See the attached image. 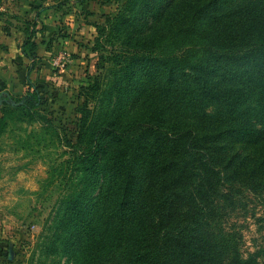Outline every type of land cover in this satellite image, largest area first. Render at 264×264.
I'll return each mask as SVG.
<instances>
[{"label": "trees", "instance_id": "16d2710c", "mask_svg": "<svg viewBox=\"0 0 264 264\" xmlns=\"http://www.w3.org/2000/svg\"><path fill=\"white\" fill-rule=\"evenodd\" d=\"M172 11L149 34H128L124 49L100 56L97 73L86 74L88 85L80 90L79 135L105 75L102 61L117 66L106 71L121 77L126 96L132 94L128 102L157 91L169 99L163 106L138 105L132 120L131 113L123 120L119 112L99 127L87 151L92 159L80 173H103L101 191L96 198L89 190L77 194L68 209L74 222L68 248L84 251L85 263L200 264L216 255L215 264H252L229 249L235 233L219 223L215 162L219 145L264 140V0H175ZM35 16L19 28L20 51L32 62ZM31 88L28 104L39 97ZM6 113L0 107V130ZM135 123L129 136L126 127ZM262 170L264 158L256 157L239 164L238 173L251 181ZM96 219L103 220L101 227ZM228 252L230 258L222 259Z\"/></svg>", "mask_w": 264, "mask_h": 264}, {"label": "rangeland", "instance_id": "374dc122", "mask_svg": "<svg viewBox=\"0 0 264 264\" xmlns=\"http://www.w3.org/2000/svg\"><path fill=\"white\" fill-rule=\"evenodd\" d=\"M22 1L6 0L1 7L5 14L0 18V50L6 51L11 65L0 73V83L5 86L0 88V107L8 112L0 130V264H88L84 251L68 248L74 223L68 216V209L73 210L71 200L85 190L90 191V198H96L104 180L103 173L81 176L80 169L92 159L87 151L96 141L99 127L119 112L124 114L123 120L131 113L132 120L138 105L163 106L169 99L157 91L128 102L132 94L126 96L121 77L106 71L117 66L102 61L105 75L86 106L90 111L86 113L85 130L79 135L84 116L80 90L88 85L86 74L97 73L100 56L104 60L109 52L124 49L127 45L122 42L128 34L152 32L153 23L173 13L175 0L69 1L64 5L76 19L67 27L71 34L63 32L66 21L59 18V11L48 7L51 0L46 5ZM12 15L22 19L15 20ZM34 16L39 31L37 58L32 62L20 51L24 35L13 30L22 26L23 19L32 22ZM249 37L255 40L254 35ZM58 43L56 49L54 44ZM128 47L132 50L133 45ZM60 53L68 55L64 66L52 65ZM29 68L32 71L26 80ZM31 86L39 97L28 104L25 98ZM136 129V123L126 127L129 136ZM219 147L215 162L218 196L214 197L222 215L219 223L235 233L228 242L230 250L236 248L252 264H264V171L251 181L238 173L239 164L264 158V140L229 142ZM98 161L102 162L100 158ZM92 210L96 213V206ZM96 222L101 227L103 220ZM208 224L214 228L212 221ZM86 257L90 258L88 254ZM228 257L229 252L222 259ZM210 258L211 262L205 259L200 264H215L216 255Z\"/></svg>", "mask_w": 264, "mask_h": 264}, {"label": "crops", "instance_id": "0c3cea01", "mask_svg": "<svg viewBox=\"0 0 264 264\" xmlns=\"http://www.w3.org/2000/svg\"><path fill=\"white\" fill-rule=\"evenodd\" d=\"M46 1L47 0H35V2L36 3H41V2H43V4L44 5H46L47 3H46ZM74 2V0H51V2H50V6H48L50 9H55V11H59V13L62 15V16H59V18L61 17L62 19H63V21H66V28H63V32H66V34H71L72 33V29H70L69 30V28H67L69 25H73V20H76L75 18H73V16H71L70 15V12H68V10L66 9V5H64V4H66L67 2ZM22 2H24V0L22 1ZM36 5H38V4H36ZM23 8L24 7H21V9H22V11H24L23 10ZM13 16V15H12ZM21 18V16H19L18 17V19H20ZM17 18H15V20H16ZM17 19V20H18ZM21 20V19H20ZM35 20L36 21H38V18L36 17L35 18ZM13 27H15V25L13 26ZM75 29H78L79 30V28H75ZM14 32H19V33H22L20 30H19V28H15L14 30H13ZM74 32H76V33H79V31H74ZM6 38H7V36H6ZM5 39V38H4ZM66 42V41H65ZM54 47H56V49H57V47H59V43L58 44H54ZM1 51V50H0ZM45 50H43V52H44ZM46 52V51H45ZM5 53H6V51L4 50V51H1V55H0V73H2V72H4L5 71V69H7V68H9L11 65H10V61L9 60H7V58H6V56H5ZM4 68V69H3ZM3 69V70H2ZM1 75V74H0ZM1 77V76H0Z\"/></svg>", "mask_w": 264, "mask_h": 264}, {"label": "built area", "instance_id": "2783aa9c", "mask_svg": "<svg viewBox=\"0 0 264 264\" xmlns=\"http://www.w3.org/2000/svg\"><path fill=\"white\" fill-rule=\"evenodd\" d=\"M68 55L66 53H60L56 59L53 60L52 65L63 67V61L66 60Z\"/></svg>", "mask_w": 264, "mask_h": 264}]
</instances>
